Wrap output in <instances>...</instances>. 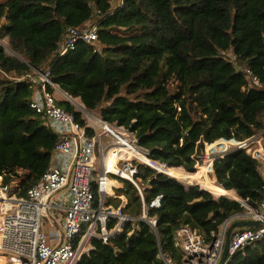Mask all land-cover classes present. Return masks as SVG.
Masks as SVG:
<instances>
[{"label": "trees", "instance_id": "1", "mask_svg": "<svg viewBox=\"0 0 264 264\" xmlns=\"http://www.w3.org/2000/svg\"><path fill=\"white\" fill-rule=\"evenodd\" d=\"M86 24L98 26L97 42L79 41L59 56L68 28ZM4 38L23 59L0 43V183L21 184L24 194L53 162L59 134L31 107V83L12 78L47 66L62 90L127 127L151 158L171 167L161 169L173 176L139 163L138 186L116 177L118 196L127 198L123 210L133 219L107 243L93 238L78 264H165L161 254L182 264L180 228L211 241L226 220L247 212L230 190L261 206V163L245 149L210 164L208 175L213 166L219 184L206 177L207 165L196 171L206 143L224 147L264 130V0H0ZM237 63L263 86L249 87ZM58 104L85 123L70 101ZM157 198L160 205L151 206ZM122 203L107 197L109 205ZM144 209L157 219L155 228L140 219ZM228 264H264V240Z\"/></svg>", "mask_w": 264, "mask_h": 264}, {"label": "built area", "instance_id": "2", "mask_svg": "<svg viewBox=\"0 0 264 264\" xmlns=\"http://www.w3.org/2000/svg\"><path fill=\"white\" fill-rule=\"evenodd\" d=\"M5 20L6 17H3L2 22ZM97 40L96 24L70 27L59 49V56L75 49L79 41L95 43ZM236 67L245 74L249 87L263 86L248 65L237 63ZM12 78L26 79L31 83L34 93L30 105L59 134V140L52 164L24 194H20L21 184L7 189L0 183V256L8 264H78L82 256L93 248L89 241L99 238L107 243L133 219L123 210L125 201L119 206L107 204V197L110 196L107 180L121 177L138 186L139 163H146L168 175L171 174L161 167H171L151 158L149 149L141 146L135 133L127 127L106 121L96 111L86 108L83 102L76 103L74 98L80 97H73L60 89L51 77L50 66L32 68L29 73ZM57 91L63 92L68 101L78 106L85 123L58 104L60 98ZM89 130L92 132L89 133ZM263 133L264 130L243 140L234 139V143L224 150L229 147L245 149L255 158H263L260 147L251 146L254 139L261 143L262 138L258 135ZM99 145L103 148L100 169L96 157ZM119 148H123L128 157L114 166L113 171H106L109 169L108 162L117 157ZM59 157L63 159L61 164L55 162ZM62 193L69 195V201ZM237 200L247 208L244 219L260 220L262 224L256 228L241 227L233 231L224 264H228L247 245L264 240V200L259 208L250 206L242 198ZM159 205L160 198L151 204ZM140 219L152 228L157 225V219L149 218L145 209ZM212 235L213 239L206 241L196 229L190 226L180 228L176 234V245L183 252L182 264H218L224 249L226 229ZM160 256L165 264H172L170 256Z\"/></svg>", "mask_w": 264, "mask_h": 264}, {"label": "rangeland", "instance_id": "3", "mask_svg": "<svg viewBox=\"0 0 264 264\" xmlns=\"http://www.w3.org/2000/svg\"><path fill=\"white\" fill-rule=\"evenodd\" d=\"M3 46H4V48L6 49V52L8 53V54H11V55H15V56H17L18 57V55L20 56L19 58H22L23 59V56H21L20 54H18V53H16V52H14L11 48H10V46H9V42H8V39L7 38H4V39H1V42H0ZM57 95H58V97L60 98V99H63V100H65L66 98L64 97V95H63V92H60V91H57ZM67 100V99H66ZM75 105V104H74ZM76 106V108L79 110V108H78V106L77 105H75ZM94 111H96L98 114H99V110H94ZM258 137L259 138H262L261 139V143H258V141L256 140V139H254L253 141H252V143H251V146H252V148H255V147H260V148H262L263 150H261V151H263V153H264V133L262 134V135H258ZM234 142H232L231 144H233ZM214 144H219V142H214ZM231 144H228L227 146H224V147H219V145H216V146H214V148H210V144L209 143H206L205 144V148H204V152L200 155V163H198V165L199 164H203V165H201V166H199L198 167V165H197V171L196 172H198L199 171V169L202 167V166H204V165H207V168H206V172H205V174H206V177L208 178V179H211L209 176H213V177H215L214 176V174H213V172L212 173H209V175H208V172H207V169H208V167L210 166V164H212L213 162H214V158H216V157H218V156H220V155H222L223 153H225V152H229L230 150H232V149H230V147H229V149H227V150H224V149H226L229 145H231ZM226 147V148H225ZM102 147H101V145H99V148H98V151H97V160H98V168L100 169V166H101V164H102V158H103V156H102V153H101V151H102ZM259 161H260V163L262 164V163H264V156H263V158H260L259 159ZM184 169V168H183ZM20 178H21V180L22 181H24V180H26V177L23 175V173L22 172H20ZM111 178H112V176H110ZM214 179V178H213ZM212 179V180H213ZM119 181V180H118ZM184 182V181H183ZM185 184H187V185H190V184H195V183H198V181L197 182H193V183H186V182H184ZM116 184L117 185H119V183L118 182H116ZM201 187H202V185H200ZM210 190V189H209ZM212 191V190H211ZM216 196H218L219 194L218 193H216V192H214V191H212ZM118 192H116V194H117ZM234 193H235V195L237 196V198H239L240 199V197L236 194V192L234 191ZM118 195V194H117ZM46 221V219H44V222ZM90 243L89 244H91V241H89ZM89 246V245H88Z\"/></svg>", "mask_w": 264, "mask_h": 264}, {"label": "water", "instance_id": "4", "mask_svg": "<svg viewBox=\"0 0 264 264\" xmlns=\"http://www.w3.org/2000/svg\"><path fill=\"white\" fill-rule=\"evenodd\" d=\"M18 57H20V56L18 55ZM195 185H199V183H195ZM227 196H229V195H227ZM231 198L237 199L235 197H231ZM261 224H262V222L260 220H256V219H242V220H239V221L232 223L226 231V239H225L224 249H223L222 257H221L220 261L218 262V264H224V262L227 260V257L229 254L231 235L236 228L247 227V226L248 227L259 226Z\"/></svg>", "mask_w": 264, "mask_h": 264}, {"label": "crops", "instance_id": "5", "mask_svg": "<svg viewBox=\"0 0 264 264\" xmlns=\"http://www.w3.org/2000/svg\"><path fill=\"white\" fill-rule=\"evenodd\" d=\"M63 91V90H62ZM58 96V95H57ZM63 161V159L61 158V157H59V158H57L56 160H55V162L56 163H58V164H61V162ZM214 168V167H213ZM260 171H261V173L263 174V176H264V163H262L261 165H260ZM214 175H215V172H214ZM215 178V180H216V182H217V178H216V176L214 177ZM113 181L111 182V184H114V186H112V188L113 189H111V188H109L110 189V192L112 193V194H110V196H113V197H120L123 201H127V198L124 196V195H122V196H118L117 194H116V189L118 188V187H120L121 186V183L118 181V179H116V178H114V179H112ZM116 182H118L120 185H117L116 184ZM218 183V182H217ZM219 184V183H218ZM231 192H234L235 190H230ZM62 196L63 197H65V198H67V200L69 201V195L68 194H65V193H62ZM235 198H237V196L235 197ZM244 218H246V216L243 214V215H236V216H232L231 218H229L228 220H226L222 225H221V230H224V229H226V231H227V229L229 228V226L232 224V223H234V222H236V221H239V220H242V219H244Z\"/></svg>", "mask_w": 264, "mask_h": 264}, {"label": "bare ground", "instance_id": "6", "mask_svg": "<svg viewBox=\"0 0 264 264\" xmlns=\"http://www.w3.org/2000/svg\"><path fill=\"white\" fill-rule=\"evenodd\" d=\"M74 101H75L76 103H78V104H81V102H82L80 98H74ZM260 150H263V149L260 148ZM112 154H113V152H112ZM116 154H117V157H114V158L112 159V161L110 160V161L108 162V168H109V169L106 170V171H109V172L113 171L114 166H116V165H120V164L125 160V158L128 157V155L125 153V150H124L123 148H119V149L117 150ZM104 172H105V171H104ZM212 172H213V174H214L213 166H212ZM214 176H215V175H214ZM112 181H113L112 179H108V180H107V189H108V192H109L110 194H112V193L110 192V189H109V188L113 189L112 186H114V184H111ZM6 187H7V189L10 188L9 185H6ZM0 264H8V263H7V261H6V259H5L4 257H1V256H0Z\"/></svg>", "mask_w": 264, "mask_h": 264}]
</instances>
